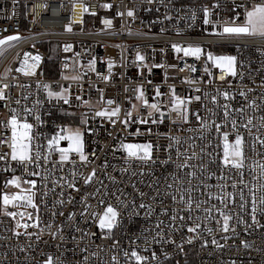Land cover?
I'll use <instances>...</instances> for the list:
<instances>
[{
	"label": "built area",
	"instance_id": "2783aa9c",
	"mask_svg": "<svg viewBox=\"0 0 264 264\" xmlns=\"http://www.w3.org/2000/svg\"><path fill=\"white\" fill-rule=\"evenodd\" d=\"M261 2L264 0H0V39L10 35L20 37L0 46V92L4 96L0 99V140L10 141L11 129L6 125L12 115L33 124L37 142L45 143V138L59 127L67 128L83 116L86 121L82 124L84 151L88 157L82 162L72 154L74 163L64 164L62 170L59 165L53 167L41 161L40 168L29 169L39 171L41 176H28L11 160L9 144L0 143V155L7 156L6 160H0V192L18 191L12 187L3 189L4 182L13 174L36 180V203L40 208L39 227L27 230L35 233L30 239L27 235H13L14 230L23 233L24 229H15V220L4 215L0 208V264H44L49 255L55 264H115L113 256L119 264H125L123 251L130 252L133 248L149 257L155 251L159 260H151L150 264H233V261L264 264V227H261L264 215L259 211L261 205L257 199L258 223L253 224L250 196L251 190L259 197L264 184L258 167L264 163V147L258 142L255 152L250 147L254 137L264 139L261 127L264 122L260 119L264 116V37L216 34L233 20L243 23L248 7ZM205 8L209 9V19L214 23H204ZM129 11L133 12L132 16L128 15ZM105 21H111V25ZM68 25L71 31L66 30ZM194 44L202 45L199 59L185 56L183 51L177 52L172 47L187 48ZM211 50L215 54L226 52L236 56L237 75H228L214 66L207 59ZM26 53L29 65L35 63L31 57L41 58L38 66L29 68L34 75L18 71L24 67ZM137 54L144 60H138ZM50 55L54 56L51 72L55 76L46 74ZM138 89L143 91L149 104L159 105L160 112L136 99ZM173 90L176 96L191 101L184 113L187 122L180 113L171 110ZM49 91L61 93L69 103L50 98ZM224 92L229 93L230 99L224 98ZM241 92L245 95L241 96ZM197 96L199 100L195 99ZM108 100L115 103L109 105ZM252 102L255 105L249 107ZM225 104L231 113L227 120L223 115ZM117 106L121 110L119 117L112 120L95 115L97 111ZM241 108L243 114L237 111ZM128 112L132 113L130 118L126 115ZM197 114L210 124L215 121L225 125L221 132H229L230 140L236 134L231 119H236L246 141L248 158L243 180L247 187L239 183L241 177L235 169L222 168L220 133L214 125L210 129L202 128ZM249 118L253 121L249 125L251 133L239 127ZM125 120L127 124L123 123ZM141 120L148 123H140ZM173 137L180 139V145L174 144ZM148 142L154 148L153 161L147 163L127 161L126 153L120 149L121 143ZM169 144L173 147L169 148ZM62 146H67V142H62ZM201 147L204 153H200ZM177 148L187 156L193 151L198 153L196 158L187 161L189 167L182 170L177 165L184 163L185 158L177 155ZM52 159L58 160V154ZM201 164L205 166L203 171ZM5 168L15 172L3 171ZM93 169L96 178L86 185L84 178ZM193 171L197 175L191 177L189 186V177L185 174ZM173 176L177 179L173 180ZM59 177L65 180L60 181L54 192L50 191L53 181ZM181 178L185 181L184 187L193 189L192 198L201 203V208L197 209L193 203L189 210L186 204L180 203L177 189ZM234 181L236 188L231 186ZM67 182H74L79 191L68 187ZM169 184L171 188L167 187ZM221 185L223 193H238L243 189V210L239 195L227 208L221 204L216 198L223 194ZM97 188L100 194H96ZM141 192L145 195L141 196ZM208 193L212 194L211 198ZM172 195H176V201L171 199ZM101 199L105 201L103 204L99 202ZM61 200L62 204L57 203ZM141 203L144 208L139 207ZM108 204L120 213L118 224L111 232L101 230L93 215L102 214ZM208 208L212 210L211 215L205 211ZM217 209L233 216L230 226L234 232L220 230L217 221L222 223V217ZM16 210L8 208V211ZM27 211L34 212L30 208ZM173 215L177 217L175 221L171 219ZM180 216L186 219L182 221ZM189 216L192 219H187ZM194 223H199L200 228L196 233L188 232L187 227ZM157 232L162 235L157 236ZM154 237L160 242L145 244V238L153 241ZM189 238L193 239L191 244L187 243ZM213 239L223 247L213 245ZM205 241L207 247H202ZM243 242L251 247L245 248ZM178 245H183V250ZM145 247L148 251H143Z\"/></svg>",
	"mask_w": 264,
	"mask_h": 264
},
{
	"label": "snow or ice",
	"instance_id": "6c2138e0",
	"mask_svg": "<svg viewBox=\"0 0 264 264\" xmlns=\"http://www.w3.org/2000/svg\"><path fill=\"white\" fill-rule=\"evenodd\" d=\"M82 7V6H81ZM105 7H110V5H106ZM218 7V5H217ZM84 11H87L85 8ZM129 16L133 15L132 11L128 12ZM210 12L208 8L204 9V23H214L209 19ZM193 19H195V16L193 15ZM236 19H239V16L237 15ZM79 22V21H74ZM105 24L111 25V21H105ZM67 31H71V25H68L66 27ZM218 35H227V36H260L264 37V2L261 3H254L250 9H248L245 13V19L243 23L237 24L235 20H233L230 24H225L223 26L222 32L216 33ZM20 39L19 36L16 35H10L7 36L5 39H0V46L10 43L11 41H15ZM177 52L183 51L185 56H194L197 59H199L200 55L203 52V49L199 46H189L187 48H183L180 45H173L172 46ZM66 51L68 48L65 49ZM31 59L35 62L31 65L28 64L29 60V54H25V61H24V67L18 69V71L24 72L25 75H34V71H29V68L34 69L36 66H38V63L40 61L39 56L31 57ZM138 60H144V57L137 54ZM207 59L209 61H212L214 66L221 69L222 72H226L228 75L235 76L236 73V64H237V57L236 56H213L211 53L207 54ZM111 68V65H110ZM192 71H195V68L192 69ZM207 71V68L205 69ZM68 77H65L67 79ZM72 79H76V77H72ZM107 79V77H105ZM223 79V76L221 77ZM7 87V85H5ZM45 88H48V85H44ZM138 95L136 97L137 100H141L143 102V105L149 109H152L156 112H160V107L158 104L152 103L149 104L146 99H144V93L142 90H137ZM48 95L50 98H56V99H62L65 104L69 103V100L66 96L62 95L59 92H52L49 91ZM157 95H159V91L157 90ZM241 96H244L245 93L241 92ZM223 96L225 99H230L229 93L224 92ZM3 93L0 92V99H3ZM79 99V97H77ZM196 100H199L200 97H195ZM215 102V97L212 98ZM190 100H185L181 97H178L175 95V90H173L172 95V111L178 112L182 115L185 122H187V116L184 115V113L187 111L186 105L190 103ZM19 103V101H17ZM107 103L109 105L114 104L115 102L113 100H108ZM255 105V102H252L249 107H253ZM224 109V119L227 120L231 113L229 112V106L227 104L223 105ZM120 107L117 106L111 110H102L97 111L95 113L96 116L99 117H107L109 120H112L113 117H119L120 114ZM241 114H243V109H238ZM129 118L132 116L131 112H128L126 114ZM152 113H149V116H151ZM163 113H161V118L163 117ZM215 115V113H213ZM37 120L40 118L37 116ZM261 121L264 122V116H262ZM197 120L202 121L201 127L205 129H210L213 125L215 126V130L217 133H220L221 136V143L219 145L221 149L220 154V163L222 165V168L224 169H235L238 175L241 177L239 180L240 184H243L245 187L247 185L245 184L243 180V169L245 168V161L248 158L246 156L245 152V145L246 141L244 136L239 132V128L237 126V121L235 118L231 119V126L233 129L236 130V134L233 139L230 140V133L229 132H221V128L225 125L216 123L215 121H212V123H208V121L203 120L202 117L197 114ZM115 123V121H112ZM162 122V119L161 121ZM82 123H86V121H82ZM123 123L127 124L128 121L125 120ZM140 123H148L147 120H141ZM152 123H157L156 120H152ZM253 121L251 118L247 120L246 124H242L239 127H243L248 130L249 133H251V128H249V125H252ZM7 127H10L11 129V138L10 141L7 140H0V143H8L9 147L11 149L10 158L12 161H15L20 167L27 173L28 176H41V173L39 171H32L29 170L32 166H35L36 168L41 167V161L51 163L53 167H56L57 165L60 166V170H62L63 165L66 163H74L72 161L71 157L72 154H75L79 157V160L82 162H86L88 160L87 155L84 151V141H83V133L79 129H71L66 127H59V129L52 134L49 137H46V143L45 142H37V137L33 134V124L27 122V120L21 121L17 118L16 115H12L11 119L7 122ZM261 127L264 128V123L261 124ZM139 134V133H137ZM203 139V137H200ZM174 141L175 145H180L181 141L179 138H171ZM62 142H67V146H62ZM258 142L261 147H264V139H261L260 137H254L253 142L251 143L250 147L253 152H255V144ZM169 148L173 147V144H169ZM189 147L194 148V145H189ZM153 144L151 142L148 143H121L120 149L123 150L126 153V160L127 161H141V162H149L153 161ZM205 149L201 147L200 153H204ZM54 154H58V160H53L52 157ZM177 155L178 156H184L185 162L178 164V169H184L189 167V164L187 161L192 160L198 156V153L193 151L190 156H187L185 153H181L179 151V148H177ZM210 155V154H209ZM6 155H0V160H6ZM167 161H165L166 163ZM215 163V161H212ZM195 167V166H193ZM200 170H204V165L201 164ZM258 167L261 170V175L264 176V163H259ZM13 171L15 172V169L5 168L3 171ZM123 171H127V169H124ZM51 174V170H49V175ZM132 175H136L135 172L132 173ZM189 179L187 180L188 185H191V177H196V172H190L185 174ZM96 178V171L93 169V171L84 178V183L91 184L93 179ZM173 180H176L177 177L173 176ZM211 176H209V179ZM42 179H47V177H42ZM113 183H116L114 178H111ZM65 180V177H59L57 180L53 181V188L50 189V191L54 192L56 186H60V181ZM184 179L181 178L179 181V187L177 191L180 194V203L186 204L187 208L189 210L192 209L193 203H195V207L197 209L201 208V203L198 201H194L192 198V191L193 189L191 187H184ZM23 185H28V187H24ZM67 186L74 188L76 191H79L78 188H76V185L74 182H67ZM233 188L237 187V182H233L231 185ZM9 187L15 188L18 191L11 193L8 191H2L0 192V208H2L3 214L6 216L11 217L15 220V229H24V232L20 231H13V235L16 237H20L21 235H27L30 239L35 233L28 232L27 230L32 228H38L39 227V221L40 217L38 215L40 208L39 205L36 203V191L37 188V181L31 180V179H24L23 176L15 175L13 174L11 178L7 179L3 184V189H8ZM135 187V185H133ZM167 187L171 188L172 185L169 184ZM221 192L223 193L224 186L221 185ZM185 193H187V199H185ZM261 195L259 197L256 196L255 192H252L250 190V196H251V202H252V209H251V219L253 224L258 223L256 219V211H257V199L259 200V204L261 205L259 211L262 215H264V184H261ZM96 194H100V189H96ZM159 194V193H158ZM42 196H46L47 193H42ZM106 195V193H105ZM141 196L145 195L144 193H140ZM209 198H211L212 194L208 193ZM236 195H239V198L241 200L240 208L243 210L245 208V196L243 189H240L238 193H223L222 195L216 197L220 200L221 204L224 205L225 208H227L228 203H235V197ZM171 199L173 201H176L177 197L176 195H172ZM71 202V201H69ZM101 204H103L105 201L101 199L99 201ZM57 203L62 204L63 201H58ZM206 203V201H205ZM12 207L14 209H17L16 211H8V208ZM140 208H144L145 205L141 203L139 205ZM33 209L34 212L27 211V209ZM24 209V210H20ZM87 210V208L85 209ZM206 212H208L209 215H211V208L205 209ZM217 211L220 213V216L222 217V223L221 221H217L218 224H220V230L223 233H227L230 231H235L234 228H231L230 221L233 219V216L229 214V212H226L222 209H217ZM167 210H165L166 214ZM60 215H63V213H59ZM75 214H71L69 216V219L72 218ZM93 215L96 216L98 219V227L101 230H107L108 232H111L118 224V217L120 216V213L118 210L113 207L111 204H108L103 213H94ZM18 217V218H17ZM173 221L177 219L175 215L171 217ZM180 220H185L186 218L184 216L179 217ZM187 219H192L191 216L187 217ZM27 220H33L34 222L32 224L27 223ZM196 220H199V217H196ZM243 222V221H239ZM163 221L157 223L156 227L159 228ZM50 227V226H49ZM261 227H264V225H261ZM200 228L199 223H194L193 226L187 227V231L190 233H196L197 229ZM43 231V230H41ZM212 230L209 229V232ZM157 236H161L162 234L160 232L156 233ZM55 238V234H54ZM37 239H40V236L37 235ZM227 239V237H225ZM135 241H133L134 243ZM151 242H160L156 241L155 237L153 238V241H148L147 238H145V244H149ZM170 243H175V241H169ZM193 242L192 238H189L187 240V243L191 244ZM207 241L202 245V247H207ZM213 245H215L217 248H222L223 245L219 244V242L216 239H213L211 241ZM243 246L245 248H250L251 245L247 242H243ZM115 247V245H114ZM178 247L183 250V245H178ZM143 251H148V248L145 247ZM165 258H167V253L164 254ZM123 256L125 258V264H150L151 260H159V257L157 256L156 252H151V256H145L141 255L139 251H137L135 248H133L130 252L128 250L123 251ZM87 259V257H85ZM112 260L115 262V264H119V261L117 260L116 256L112 257ZM44 264H55L54 258L49 255L47 259L44 261ZM233 264L235 262L233 261Z\"/></svg>",
	"mask_w": 264,
	"mask_h": 264
},
{
	"label": "rangeland",
	"instance_id": "374dc122",
	"mask_svg": "<svg viewBox=\"0 0 264 264\" xmlns=\"http://www.w3.org/2000/svg\"><path fill=\"white\" fill-rule=\"evenodd\" d=\"M250 8H251V6L248 7V9H250ZM248 9H247V10H248ZM191 46H193V47H195V46H199V47L202 48V45H198V44H194V45H191ZM210 53H211L213 56H233L232 53H226V52L215 54V53H212V50L210 51ZM212 63H213V62H212ZM213 65H214V64H213ZM82 121H84V117H83V116H80V117L77 118V120H76V122H75L74 124H70V125H68L67 128H71V129H79V130L83 133V130H82V124H83V123H82Z\"/></svg>",
	"mask_w": 264,
	"mask_h": 264
},
{
	"label": "trees",
	"instance_id": "16d2710c",
	"mask_svg": "<svg viewBox=\"0 0 264 264\" xmlns=\"http://www.w3.org/2000/svg\"><path fill=\"white\" fill-rule=\"evenodd\" d=\"M53 63H54V56L50 55V58L46 62V69H47L46 74H47V76H55L56 75V73L51 72V67L54 66Z\"/></svg>",
	"mask_w": 264,
	"mask_h": 264
},
{
	"label": "water",
	"instance_id": "95a60500",
	"mask_svg": "<svg viewBox=\"0 0 264 264\" xmlns=\"http://www.w3.org/2000/svg\"><path fill=\"white\" fill-rule=\"evenodd\" d=\"M17 36V35H16Z\"/></svg>",
	"mask_w": 264,
	"mask_h": 264
}]
</instances>
